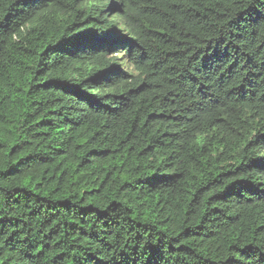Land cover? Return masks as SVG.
<instances>
[{
	"label": "trees",
	"instance_id": "1",
	"mask_svg": "<svg viewBox=\"0 0 264 264\" xmlns=\"http://www.w3.org/2000/svg\"><path fill=\"white\" fill-rule=\"evenodd\" d=\"M0 264H264V0H0Z\"/></svg>",
	"mask_w": 264,
	"mask_h": 264
}]
</instances>
